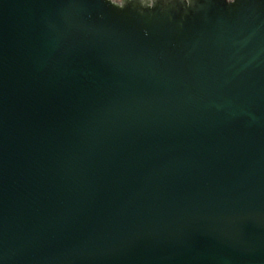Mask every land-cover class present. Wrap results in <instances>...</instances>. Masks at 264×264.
I'll return each instance as SVG.
<instances>
[{
	"label": "water",
	"instance_id": "water-1",
	"mask_svg": "<svg viewBox=\"0 0 264 264\" xmlns=\"http://www.w3.org/2000/svg\"><path fill=\"white\" fill-rule=\"evenodd\" d=\"M0 264H264V0H0Z\"/></svg>",
	"mask_w": 264,
	"mask_h": 264
},
{
	"label": "clouds",
	"instance_id": "clouds-1",
	"mask_svg": "<svg viewBox=\"0 0 264 264\" xmlns=\"http://www.w3.org/2000/svg\"><path fill=\"white\" fill-rule=\"evenodd\" d=\"M108 2H109V3H112L113 0H108ZM235 2H236V0H226V3H227L228 5H232V4H234ZM154 5H155V3L153 4L152 8L154 7ZM125 6H126V4L120 6V9H123Z\"/></svg>",
	"mask_w": 264,
	"mask_h": 264
}]
</instances>
